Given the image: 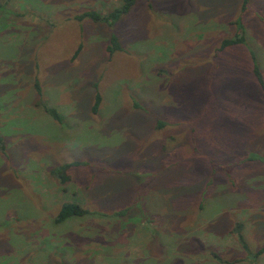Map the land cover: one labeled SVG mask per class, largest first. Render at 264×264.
I'll list each match as a JSON object with an SVG mask.
<instances>
[{
    "label": "rangeland",
    "instance_id": "obj_1",
    "mask_svg": "<svg viewBox=\"0 0 264 264\" xmlns=\"http://www.w3.org/2000/svg\"><path fill=\"white\" fill-rule=\"evenodd\" d=\"M243 1L0 0V264L259 263L264 0ZM64 203L88 213L56 224Z\"/></svg>",
    "mask_w": 264,
    "mask_h": 264
},
{
    "label": "trees",
    "instance_id": "obj_2",
    "mask_svg": "<svg viewBox=\"0 0 264 264\" xmlns=\"http://www.w3.org/2000/svg\"><path fill=\"white\" fill-rule=\"evenodd\" d=\"M129 5H130V3L127 4L126 6H124L122 10L111 13L110 17L113 20L118 19L119 15L121 13H125V11L128 10ZM0 8H1V5H0ZM245 11H246V0L243 1V5H242V9H241L242 15L245 14L244 13ZM83 18H90L93 21L100 20V16L96 12H85V13H83V14H81V15H79L77 17L78 20H81ZM103 20H105V19H103ZM106 20H108V17H106ZM111 42H113V43L116 42V38L113 37ZM244 42H245V39H244V34H243V31H242V27L239 26V30H238V32L236 34L235 39H232V40L231 39H225V40H223L218 51H222V50H224L227 47L238 45V44H242ZM115 48H116V46H114L113 49H115ZM110 50H112V49L109 48V51ZM254 72H255L256 77H257L258 81L260 82V84H263L262 77H261V74H260L259 69H258L257 66L254 67ZM37 90H39V88H37ZM99 104H100V96L96 95L95 102H94V105L92 107V111L94 113L97 112ZM46 111H47L48 114H50L52 116L53 119H55L58 122L60 121V116H58V114L56 113V111L54 109H46ZM0 148H1V142H0ZM70 166H72V165H67L66 167H62V168H60V171H59V169H57L55 171H52V174H57L58 176L62 175V180L60 182L61 183H65V180H66L65 175H64L65 169L67 167H70ZM67 180H68V178H67ZM87 213H88V211L86 209H84L82 206H80L79 204H77V203H64L61 206V208H60V210H59V212H58V214H57V216L55 218V223L56 224H61V223L65 222L68 219L73 218V217H83ZM120 216H124V215H120ZM243 247H245V246H243ZM263 253H264V247L261 248L259 251H257L253 258H256L257 256H259V255H261Z\"/></svg>",
    "mask_w": 264,
    "mask_h": 264
},
{
    "label": "crops",
    "instance_id": "obj_3",
    "mask_svg": "<svg viewBox=\"0 0 264 264\" xmlns=\"http://www.w3.org/2000/svg\"><path fill=\"white\" fill-rule=\"evenodd\" d=\"M260 258H261V257H260ZM260 258H259V259H254V258H253V260H255L256 262L259 261V263H257V264H261V263H260ZM195 262H196V261H191L192 264H195ZM202 263H204V262H203V261H201V263H198V262H197V264H202ZM217 263H218V262H216V263H211V264H217ZM263 263H264V262H263Z\"/></svg>",
    "mask_w": 264,
    "mask_h": 264
}]
</instances>
